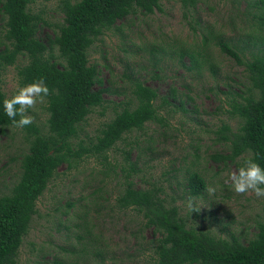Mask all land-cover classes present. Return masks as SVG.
<instances>
[{
	"label": "rangeland",
	"instance_id": "1",
	"mask_svg": "<svg viewBox=\"0 0 264 264\" xmlns=\"http://www.w3.org/2000/svg\"><path fill=\"white\" fill-rule=\"evenodd\" d=\"M255 2L204 0L193 13L184 15L179 0H161V12L131 15L118 29L107 31L94 42L89 60L97 62L105 86L110 81L112 87H129L136 79L157 88L161 96L168 97L169 88H175L183 99L188 96L191 100L185 105L184 113L175 107L178 103L172 102V112L160 111L165 119L162 124H146L143 131L133 132L118 143L109 152L111 166H116L114 174L94 158L82 159L71 169L61 166L36 202L37 213L16 264H96L95 261L101 260L103 264H151L153 255L148 243L153 240L151 230L144 227L135 211H119L114 205L123 184V178L114 175H122L121 169L127 171L131 163L135 164L132 177L136 188L159 186L162 197L177 206L188 227L208 230L221 238L232 235L248 240L253 236L255 223L264 209V197L258 198L251 192L237 194L231 183L226 182L228 173L238 170L249 156H241L234 163H216L211 159L215 153L225 154L216 134L221 125L225 123L233 131L238 127V119L230 118L227 113V104L240 90L243 97L248 96L247 72L222 54L216 40L211 38L204 48L215 75L206 66H202L200 74L183 69L176 56L170 58L165 54L163 71H157L151 66L148 49L155 46L167 53L177 45L183 49L201 48L203 35L211 32L238 49L245 47L244 54L255 53L264 49L260 39L247 36L250 30H259L258 19L254 18L258 14ZM59 4L60 0H35L32 5L46 23L43 34L52 35L54 25L61 22ZM2 35L0 27V40ZM144 48L147 49L142 51ZM183 62L189 66L188 59ZM17 64L0 70V87L8 98L20 88ZM158 72L161 79H152ZM104 98L103 108L95 109L80 125V138L94 139L101 125L114 116V103L122 100V96L114 94H106ZM45 108V100L41 102L37 98L35 106L27 110L33 117L32 124L42 129L48 117ZM26 148L20 127L6 128L0 134V196L7 194L18 179V157ZM193 171L207 184L200 197L190 196L185 187L186 173ZM189 198L199 211L190 212ZM85 238L97 241L103 259L93 256L85 261L71 253L74 248H80Z\"/></svg>",
	"mask_w": 264,
	"mask_h": 264
},
{
	"label": "trees",
	"instance_id": "2",
	"mask_svg": "<svg viewBox=\"0 0 264 264\" xmlns=\"http://www.w3.org/2000/svg\"><path fill=\"white\" fill-rule=\"evenodd\" d=\"M203 1L179 0L184 15L193 13ZM34 2L0 0L3 32L0 70L22 60V65H16L19 87L42 78L49 89L43 98L48 113L45 129L32 123L20 127L27 142L26 152L18 157L20 174L8 193L0 196V264H16L18 252L37 213L36 202L61 166L71 169L82 159L94 158L114 174L116 166H111L109 152L118 143L133 132L143 131L146 124H162L165 119L160 111L172 112V102L178 103L175 107L184 113L187 111L185 105L191 100L188 96L183 99L182 93L177 94L175 88H169L168 97L161 96L157 88L136 79L129 87H112L110 81L105 86L97 62L89 60L92 45L107 31L118 29L119 24L138 12L143 16L161 12V0H60L58 10L62 18L54 25L52 35L43 34L46 23L32 9ZM254 5L258 11L254 18L258 19L259 30H250L247 36L260 39L262 45L264 0H257ZM210 38L216 40L215 45L222 54L244 67L249 83L247 97H243L240 90L227 104V113L230 118L238 119V127L233 131L227 124L221 125L216 134L225 154L215 153L211 159L216 163H234L248 155L245 160L252 159L264 168V49L244 54L245 47L238 49L219 35L208 32L203 35L201 48L183 49L177 45L166 53L163 48L151 46L148 49L151 66L163 71L161 65L166 63L162 56L165 54L170 58L176 56L183 69L200 74L202 66H206L215 75L204 48ZM183 59H188L189 66ZM158 73L152 79L160 80ZM106 94L122 96V100L114 103V116L101 125L94 139L80 138V125L95 109L103 108ZM6 98L0 87V134H4L6 128L17 127L5 113L3 102ZM15 119L19 120V115ZM128 165L127 171L121 169L122 175H114L123 178L114 205L119 211H135L141 216L144 227L151 230L153 240L148 242L153 255L151 264H264V209L250 239L242 240L232 235L216 237L208 230L188 227L185 218L179 216L177 206L162 197L161 188L156 184L150 188H136L132 177L135 164ZM185 187L193 197H200L207 190L204 178L194 171L186 173ZM71 253L85 261L93 256L103 259L97 241L91 238H85L80 248H74ZM102 261L95 263L103 264Z\"/></svg>",
	"mask_w": 264,
	"mask_h": 264
},
{
	"label": "clouds",
	"instance_id": "3",
	"mask_svg": "<svg viewBox=\"0 0 264 264\" xmlns=\"http://www.w3.org/2000/svg\"><path fill=\"white\" fill-rule=\"evenodd\" d=\"M49 89L41 78L38 81L25 85L18 89L16 95L6 98L3 107L7 116L12 119L17 127H24L33 122V117L27 114L29 108H33L37 103V98L43 102V98L47 96ZM17 106H19L17 108ZM19 115L20 119L15 117ZM230 182L233 190L237 194L253 193L256 197H264V168L252 159L244 161L238 170L228 173L227 181ZM215 189H209L214 191ZM187 207L190 212L199 211L200 208L194 206L192 198L187 201Z\"/></svg>",
	"mask_w": 264,
	"mask_h": 264
}]
</instances>
